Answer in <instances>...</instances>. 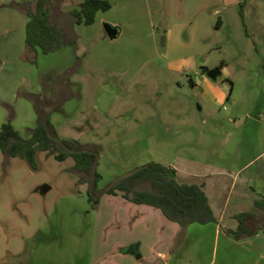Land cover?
<instances>
[{
  "label": "rangeland",
  "instance_id": "obj_1",
  "mask_svg": "<svg viewBox=\"0 0 264 264\" xmlns=\"http://www.w3.org/2000/svg\"><path fill=\"white\" fill-rule=\"evenodd\" d=\"M111 3L94 25L76 26L81 67L68 87L74 98L52 114L60 140L77 131L80 143L101 146L99 189L147 163L170 164L167 126L183 132L195 126V133L171 140L173 153H181L178 144L185 139L197 141L198 132L215 124L229 131L231 122L242 118L250 133L259 131L254 118L264 123V37L252 32L244 4ZM106 24L120 28L119 36L108 37ZM5 29L0 26V34L6 35ZM63 49L41 54L37 65L22 58L11 64L17 71L19 62L28 63L33 74L39 68L48 84L51 74L46 71L64 75L75 63L76 57ZM213 71H219L215 78L209 76ZM9 75V84L17 85ZM6 79L7 70L0 78V126L13 110V125L27 137L37 115L25 88L6 86ZM205 86H212L207 100ZM55 88L44 86V94L53 97ZM94 104L105 108L99 122L86 117ZM151 121L159 125L152 140L154 128H143ZM91 182L79 156L60 161L53 152L40 151L30 164L22 157L8 158L0 149V264H137L139 256L127 249L139 241L151 259L170 254L171 229L178 223L160 209L137 205L121 194L103 195L94 209L88 201ZM205 254L202 264L210 262L209 250Z\"/></svg>",
  "mask_w": 264,
  "mask_h": 264
},
{
  "label": "crops",
  "instance_id": "obj_2",
  "mask_svg": "<svg viewBox=\"0 0 264 264\" xmlns=\"http://www.w3.org/2000/svg\"><path fill=\"white\" fill-rule=\"evenodd\" d=\"M12 1L27 0H0V26L4 25L8 32L6 35L0 34V78L7 70V79L3 80V83L6 86H23L24 94L44 93L46 89L44 86H62L56 79L60 73L55 70L46 71L51 74L50 82L47 84L43 80L39 68L33 74L28 63L19 62L20 66L17 71L16 65L11 64L15 59L22 58L25 52L28 23L26 16L11 6ZM61 1L62 10L68 12L76 8L83 0ZM108 1L115 2L117 0ZM223 1L229 6L244 4L245 17L249 22L248 25L253 29L252 32L259 31L261 37H264L263 2L253 4L252 0ZM112 26L118 29L117 36H119L120 28ZM14 29L15 32L12 31ZM77 32L79 31L77 30ZM64 49H67V53L72 58L78 54L76 51L78 48L76 50L71 47ZM64 49L63 51H65ZM16 72L19 74L17 78ZM9 74L12 75V79H17V85L9 84ZM72 84L70 81L67 86H72ZM205 87L207 89L202 94L207 100L212 86ZM22 105L27 109L30 107L28 102L23 101ZM32 108L35 113L34 107ZM104 112L103 104H94L87 111L86 117L87 119L96 118L99 122L98 119ZM254 121L257 124V130H259L256 134L250 133V126L242 118L239 121L231 122L232 128L229 131L224 130L221 125L215 124L214 129L209 127L198 132L197 141L185 139L182 144H178L182 147L181 153H173L172 148L175 144L171 143V140L181 135L187 136V133H195V126L186 128L184 132L176 131L172 126L165 127L170 134V164L165 166L176 170L177 179L181 184L202 186L217 222L206 225L196 223L185 230L180 225L178 228L171 229L170 254L161 253L155 259H151L150 255L141 251L142 241L135 243L127 249V252L139 256L137 264H202L200 261L204 260L208 250L210 262L204 264H229L233 260L235 263L238 262L237 264H264V123L259 118H254ZM138 123L142 125V122L138 121ZM206 123L204 121V124ZM150 125L154 128V130L151 129L149 136L152 140L156 137L155 132L159 125L157 122L151 121L143 128ZM77 135L79 133L74 131L67 140H77ZM138 137L142 138L140 134ZM180 149L178 147V151ZM244 214L250 215L245 219V222L248 220L247 233H256L238 240L229 231L238 230L240 216ZM192 254L196 256L193 258Z\"/></svg>",
  "mask_w": 264,
  "mask_h": 264
},
{
  "label": "trees",
  "instance_id": "obj_3",
  "mask_svg": "<svg viewBox=\"0 0 264 264\" xmlns=\"http://www.w3.org/2000/svg\"><path fill=\"white\" fill-rule=\"evenodd\" d=\"M61 5V0L12 1L11 6L28 19L26 49L22 59L37 65L41 54L56 53L65 47L76 50L80 38L76 26L93 25L99 12H107L113 6L108 0H83L76 8L65 12ZM80 67V58L76 57L72 68L64 75L56 77L62 86H56L53 97L44 93L24 94L33 104L37 115L36 125L28 129V136L24 137L13 125L14 112L10 110L8 121L0 126V149L3 154L8 158L22 157L30 164L35 162L40 151H51L60 161L69 155L79 156L83 172L93 181L88 192V201L94 209L98 207L103 195L121 194L123 198L137 205L160 209L170 221L178 223L184 230L196 223H216L217 219L202 186L181 184L176 170L158 162H150L140 167L135 174L119 179L115 185L99 189L101 176L97 171L94 173V170L101 147L82 144L77 140H62L76 151L72 153L57 142L56 139L60 138L52 122V114L74 98L67 83L79 72ZM249 216L241 215L238 230L229 231L236 239L256 233H247L248 220L245 222V219Z\"/></svg>",
  "mask_w": 264,
  "mask_h": 264
},
{
  "label": "water",
  "instance_id": "obj_4",
  "mask_svg": "<svg viewBox=\"0 0 264 264\" xmlns=\"http://www.w3.org/2000/svg\"><path fill=\"white\" fill-rule=\"evenodd\" d=\"M105 31H106L107 35H108L110 38H116L117 35H118V29L115 28V27H113V26L110 25V24H106V25H105ZM218 72H219V71H213V72H210V73H209V76L215 78L216 75H217L216 73H218ZM56 140H57V142H59V143L65 148V150H67V151H69V152H72V153L76 152L75 150H73V149H71L70 147H68L67 145H65V144L63 143L62 140H59V139H56ZM139 169H140V168H137V169H135V170H133V171H131V172H128V173H126V174H124V175L118 177L117 179L114 180V182L111 184V186L115 185V183H116L119 179H124V178H127V177H129V176L135 174L136 172L139 171ZM95 172H96V169L94 170V173H95Z\"/></svg>",
  "mask_w": 264,
  "mask_h": 264
}]
</instances>
